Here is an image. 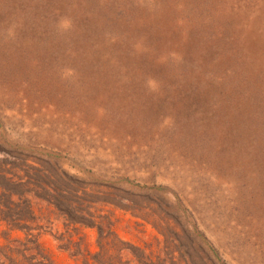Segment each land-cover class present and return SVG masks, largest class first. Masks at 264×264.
<instances>
[{
	"label": "rangeland",
	"instance_id": "obj_1",
	"mask_svg": "<svg viewBox=\"0 0 264 264\" xmlns=\"http://www.w3.org/2000/svg\"><path fill=\"white\" fill-rule=\"evenodd\" d=\"M102 245L264 264V0H0V264Z\"/></svg>",
	"mask_w": 264,
	"mask_h": 264
},
{
	"label": "trees",
	"instance_id": "obj_2",
	"mask_svg": "<svg viewBox=\"0 0 264 264\" xmlns=\"http://www.w3.org/2000/svg\"><path fill=\"white\" fill-rule=\"evenodd\" d=\"M113 236H114V235H113ZM102 237H103V236L101 235V237H100V242H101V243L105 240V238H102ZM106 241H107L106 244L108 245L109 242H108L107 239H106ZM28 243H30V244H36V241L28 242ZM24 247H26V246H24ZM35 249L38 251L39 247L36 246ZM102 250L104 251V254H103V255H99V256H98V259H99V257H103V258L106 257L107 259H109L110 264H111L113 261H115L116 264H119V263L122 262V259H124V256H123V254H122V251H120V249L113 248L112 253H117V252H118V253L115 254V255L109 254L111 251L107 249V246H103V245H102ZM98 259H97V260H98ZM39 264H43V263H39Z\"/></svg>",
	"mask_w": 264,
	"mask_h": 264
}]
</instances>
